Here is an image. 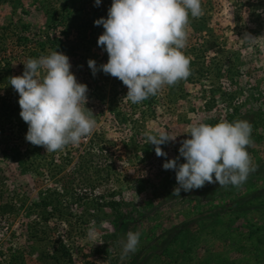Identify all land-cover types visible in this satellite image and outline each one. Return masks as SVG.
Wrapping results in <instances>:
<instances>
[{
	"label": "rangeland",
	"instance_id": "obj_1",
	"mask_svg": "<svg viewBox=\"0 0 264 264\" xmlns=\"http://www.w3.org/2000/svg\"><path fill=\"white\" fill-rule=\"evenodd\" d=\"M151 1L0 0V73L9 72L8 85L56 97L55 113L73 108L61 120L72 138L52 131L37 155L27 152L13 116L1 118L0 152L13 172L2 202L16 204L24 185L30 203L45 189L71 202L66 189L81 194L82 162L104 170L102 181L87 180V207L73 204L69 219L52 218L50 235H29L25 224L35 217L26 210L0 215V264L15 253L25 264H264V0H201L208 6L202 32L186 22L189 0L161 5V23L147 19ZM81 26L89 28L95 62L76 65L50 47L38 52L45 35L77 43ZM57 56L66 75L46 81ZM125 77L116 95V79ZM144 89L150 105L140 100ZM50 117L53 130L57 115ZM242 122L240 166L228 179L206 181L202 148ZM11 156L24 159V174ZM96 196L104 207L91 217Z\"/></svg>",
	"mask_w": 264,
	"mask_h": 264
},
{
	"label": "trees",
	"instance_id": "obj_2",
	"mask_svg": "<svg viewBox=\"0 0 264 264\" xmlns=\"http://www.w3.org/2000/svg\"><path fill=\"white\" fill-rule=\"evenodd\" d=\"M134 4L136 5H142L145 2L151 1V0H132ZM176 0H156L155 2L151 1V7L150 10H147V19H152L155 21V23H161L164 21L162 16H157L156 10L160 9L159 7L163 4H167V7L172 8L175 4ZM186 11H187V21L188 23L192 24L196 27L198 31H201L202 28L205 27L206 24V17L204 16L203 11L207 10L208 6L206 4H203L201 0H189L187 4L184 5ZM101 17V15H99ZM101 19V18H100ZM100 19H96L97 25L93 26L95 29L103 31L104 28L101 25ZM55 31H57V26L53 27ZM79 29V32L82 33L83 38H81L80 41L74 44H68V40L61 39L59 37H52L49 35H45L44 37L37 40V48L38 52H41L42 50L45 51L47 47L52 48L56 52H59L60 50H65V53L70 55L73 58H77L74 63L76 65L80 64H90L92 62L96 61V56L92 52V43L87 39V31L89 30L88 26H81ZM177 29V28H176ZM178 30V29H177ZM27 30L23 29L22 34H27ZM73 31L72 27L69 26L66 28V35H69L68 33H71ZM202 32V31H201ZM177 36H172L169 34L166 36V38H172ZM113 46V43L110 44ZM76 53H79V55H76ZM112 60V59H111ZM108 62H110V59L108 58ZM112 63V62H111ZM57 70L56 72H50L46 77L45 80L48 81V76L51 77V79H56L57 77H65L66 75V60L65 58H62V56H57L55 61ZM190 64H187L189 66ZM190 68V67H189ZM190 73H192L191 70H189ZM9 72L6 73H0V120L2 117L6 116H13V119L18 124L21 131L26 133L27 141L29 143V148L27 149V152L29 154L33 153L34 155L40 154L43 147L47 145L48 138H50V133L52 131L59 134L61 137H69L70 139L72 136L70 135L71 132H73L70 128H65L64 124H62L61 120L63 117H66L69 113H72L73 108H63L60 109V113H55L56 108L60 107L58 106L59 99H56V97H52L48 95L47 93L43 92L42 90L38 91H31L28 90V88L23 87L19 90H14L8 85V81L11 77H9ZM132 79H137L135 75H131ZM129 78H117L114 92L115 94L120 93V88L127 86L129 83ZM134 80V81H135ZM126 90H129L126 88ZM73 93L76 95L79 93L77 88H74ZM141 95V99L144 104L150 105L152 101V94L148 90H143V92L139 93ZM105 97V95H104ZM46 103L47 105L51 106L50 109H47V107L44 105ZM63 113V114H62ZM50 115H57L56 121L53 130L50 128H47V121L50 120ZM124 116H129V114H124ZM242 124V126L240 125ZM238 126L237 129L243 130L244 129V123L236 124ZM71 127V126H70ZM66 129V130H65ZM217 130H212V132H216ZM6 157V153L0 152V215L1 218L5 216V213H14L17 210L19 211H27V216L31 217L34 215L35 219L32 222H24L23 227L25 224V229L29 231V235H33L35 238L39 237L40 235H50L52 231L55 230L54 227H51L49 222L52 218H54L56 215L60 216L63 219H69L71 216L68 213V209L73 204H78L80 206L87 207V204L89 200L91 199L90 195L88 194L87 189L90 187V189L93 188L92 184L90 183V180H88L89 177H92L91 175L95 174L99 179V181H102V173L103 168H101L100 164L93 165V161H85L82 162L79 166V170L83 174V184H81V194L77 192V188L71 189L69 192V189H66L69 193V197L72 199L71 202L69 200L64 201L63 194L61 192H58L56 190L50 191L49 189H45L44 191H41L39 193L38 201H34L30 203L28 199L30 198L31 192L29 190V187L24 185L22 188V192L24 193V196L22 198H19L17 200L16 204L14 203H3L4 198V192L6 183L8 181V177L6 173H13L10 168L3 164V161ZM11 159L14 163H16L17 168L16 171L20 174H24L26 172V162L22 157L16 158L15 156H11ZM210 168L212 170H217L218 162L215 158L209 159ZM11 171V172H10ZM96 202H94L93 206H91L90 215L91 217H97L101 213V208L104 207L102 204L103 196H96ZM19 201V202H18ZM83 203V204H81ZM19 207V208H18ZM93 211V214H91ZM211 212H207L204 215H210ZM78 218V217H76ZM85 219L82 217L79 219V224H83ZM181 233V231H178ZM57 245L59 244L60 249L64 248L62 247V242H56ZM56 249V248H55ZM54 254L58 257V254H60V251L55 250ZM46 258H51L52 256H43ZM53 259V257H52ZM10 264H25V259L22 254L15 253L12 255Z\"/></svg>",
	"mask_w": 264,
	"mask_h": 264
},
{
	"label": "flooded vegetation",
	"instance_id": "obj_3",
	"mask_svg": "<svg viewBox=\"0 0 264 264\" xmlns=\"http://www.w3.org/2000/svg\"><path fill=\"white\" fill-rule=\"evenodd\" d=\"M238 133H242V144L244 145V134L242 130L236 129L233 134L228 135H221L216 134L205 146L202 148L200 154V161L202 162L203 168H202V176L206 179L208 182H219L223 179H228L226 177L227 172L234 173L235 170L240 166V163L236 165L235 167H231L229 165H223L220 163V161L216 157V153L219 150L222 143L229 137H232ZM246 149V148H245ZM215 158L218 162L217 170H212L210 168L209 159ZM231 175V174H230Z\"/></svg>",
	"mask_w": 264,
	"mask_h": 264
},
{
	"label": "water",
	"instance_id": "obj_4",
	"mask_svg": "<svg viewBox=\"0 0 264 264\" xmlns=\"http://www.w3.org/2000/svg\"><path fill=\"white\" fill-rule=\"evenodd\" d=\"M246 149L242 144V133L227 138L216 153L217 159L223 165L235 167L242 162Z\"/></svg>",
	"mask_w": 264,
	"mask_h": 264
}]
</instances>
